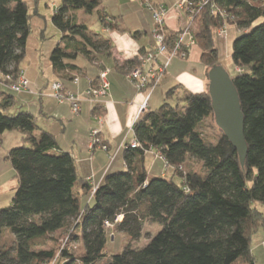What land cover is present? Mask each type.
<instances>
[{
    "label": "trees",
    "instance_id": "obj_1",
    "mask_svg": "<svg viewBox=\"0 0 264 264\" xmlns=\"http://www.w3.org/2000/svg\"><path fill=\"white\" fill-rule=\"evenodd\" d=\"M100 4L101 0H59L53 7L51 23L61 39L49 62L57 77L66 79V72L76 71L70 62L77 58L95 64L100 56L111 55L112 43L77 21L79 11L96 12L104 29L124 33L116 18L99 10ZM212 5L225 19L211 15ZM33 16L39 13L35 7L30 11L26 0H0V74L21 70ZM195 16L196 47L208 71L219 66L217 30L224 23L248 30L231 45V60L239 71L231 81L244 115L248 149L244 165L219 128L214 140L204 137L206 121L216 128L207 91L183 90L182 108L164 103L139 116L133 131L140 147L128 145L123 153L128 169L107 174L93 192L78 176L74 158L57 152L55 136L41 130L29 111L11 113L15 97L0 92V142L4 132L17 130L28 143L6 155L18 185L11 205L0 209V237L5 230L13 237L8 235L9 244L0 243V264H255L251 236L264 225V215L254 206L264 205V0H213ZM180 88L165 96L176 95ZM92 111L93 116L102 115L97 104ZM151 150L162 154L173 169L171 176L149 179L143 165H131L133 158ZM190 162L200 163V168L195 170ZM148 222L161 230L143 248H136L133 243L141 239ZM105 223L115 224L112 229L127 238L122 252L108 260L104 249L111 230ZM65 229L73 242L79 241L77 257L67 247L34 250Z\"/></svg>",
    "mask_w": 264,
    "mask_h": 264
},
{
    "label": "crops",
    "instance_id": "obj_2",
    "mask_svg": "<svg viewBox=\"0 0 264 264\" xmlns=\"http://www.w3.org/2000/svg\"><path fill=\"white\" fill-rule=\"evenodd\" d=\"M111 1L113 0H101L99 10H104L110 18H116L119 21V25L124 29V33L116 30H106L101 25V31L108 34V37L102 36L112 43L110 56L104 55L106 58H98V62L95 64L88 63L83 57L77 58L75 61L70 62V64L77 67V70L66 72L64 76L66 79L57 77L49 62V68L54 79L52 83L60 82L66 92L72 93L83 100L80 105V112L77 115L73 114L68 102H59L57 105L51 100L40 102L43 97L54 99L53 93L48 91V87L52 83H47L40 89L33 88L34 91L42 93L39 94V100H37L36 113L38 116L33 114L35 117L37 116L36 124L38 118H43L46 122L52 119L55 123H58L59 129L56 132L41 130L55 136L56 145L58 146L57 152L68 153L74 158L78 176L88 183L91 190L96 189L107 174L128 169L123 153L129 142L134 139L133 126L138 121V116H140L139 108L145 104L146 109L144 112L154 111L153 109L155 108L150 107L149 103L152 95L159 88L161 92L167 93L175 87H181L178 92L184 90L194 94L205 93V88L207 89L208 84V70L200 61L201 52L199 50L197 54L193 51V48L186 59L175 58L170 61V66L164 73L160 86L149 91V93L137 92L125 74L131 69L129 62L134 64L136 57L145 53L153 45V18L148 10H141L140 7L135 12L123 14L121 11L123 9L121 0H116L115 5L119 8L120 13H114L113 8L115 6H110L109 2ZM150 1L153 6L159 5L167 10L164 26L166 37L176 34L187 24L185 17L177 10L179 0ZM134 2L130 0V6L136 5ZM81 14L84 13L82 12ZM127 16L131 17L129 24L126 19ZM135 32H140V34L134 39L131 34ZM197 64L200 67L198 72L195 68ZM103 72L106 73L110 88L107 95L103 100L98 101L97 105L102 111V115L98 116L103 119H101L102 123L99 124V133L103 144L108 147L106 153L96 148L91 149L89 136L91 131L97 127L95 122H92V118L95 116H93L92 111L95 104L86 99L85 95L83 96L84 92L97 83L98 75ZM29 81L33 85V81ZM25 94L17 95H24V101L27 100L28 102H30L32 97H35L28 92ZM28 105L32 106L33 104L28 103ZM49 105L51 106L50 108L48 107ZM45 109L52 110L50 111L52 113H44ZM146 161L150 164L149 168ZM131 163L133 167L143 165L149 179H152V177H169L173 171L171 168L165 169V164H162L163 162L155 156V153H147L143 157L133 158ZM187 165L184 167L185 169ZM82 201L87 203L88 197ZM256 208L264 215V205L256 206ZM251 238L250 250L255 264H264V225L260 226Z\"/></svg>",
    "mask_w": 264,
    "mask_h": 264
},
{
    "label": "rangeland",
    "instance_id": "obj_3",
    "mask_svg": "<svg viewBox=\"0 0 264 264\" xmlns=\"http://www.w3.org/2000/svg\"><path fill=\"white\" fill-rule=\"evenodd\" d=\"M26 1L28 2L30 11L35 7L37 9V12L39 13V16H33V18L30 21L31 23L30 33H29L30 36L26 42V53L24 56L25 58H24V61L20 64V68L22 69L20 71L25 73L26 78L33 81L32 83L33 85H31L29 81L30 86H29L28 93H31V96H35V97H32L30 102H28L27 100L24 101L23 99L25 97L24 95L19 96L3 88H0V92H5L15 97L16 105H15V108L11 111V113L15 114L16 112L21 111V110L22 111L28 110L30 113L38 116V114L36 113V109H37L36 107L38 105L37 100H39V94H42V93H39L36 90L34 91L33 88L40 89V88H43L45 85H47V83L50 84L54 81L53 75L50 71L51 69L49 68V54L56 47V44L60 41L61 33H59V31L53 26V24L51 23V18L54 14L53 7L59 6V0H37V4L29 0H26ZM121 2H122L121 5H123V9L121 10L123 14H130L131 12H135L138 7H140L141 10H144V11L148 10V8L145 7V4L141 0H136L134 2L136 3V5L134 4L131 6L129 3L130 0H121ZM109 3H110V6H115L116 0H113ZM113 9H114L113 10L114 13H120V10L118 7L115 6ZM81 13L82 12L79 11V14L77 13L76 15L77 21L84 23L87 26V28L91 30L92 32L108 37V34H105L104 32L101 31V24L99 23L97 19L96 12L89 14V15L81 14ZM130 18H131L130 16L126 17L128 24H129ZM262 20L263 19H260L256 23H254L253 27L257 26L260 22H262ZM225 26L227 27V30L223 36L219 37L217 36V33H215V45H216V48L219 50V56H218L219 66L223 69V71H225L229 75L230 79H233L238 76L239 71L235 68L233 61L231 60V51H232L231 45L238 36L243 35L248 30L238 31L233 26H227V25ZM195 47L193 51H195V53L198 54L199 49ZM99 58L100 59L106 58V56L102 55ZM195 68L197 72L200 70V67L198 66V64L196 65ZM208 69L209 68H207V70ZM1 78L2 77L0 76V86L4 84ZM55 83H58V82H55ZM52 84H50L48 87V91L50 92H52L50 90ZM208 86H209V83L207 84V89L205 88V91H208ZM85 93L86 92L83 93V96L85 95ZM165 93L166 92H161L159 88L152 95L149 105L150 107L155 108L153 109L154 111L158 110L159 107H161V105H163L164 103L169 105L170 107L172 106L173 107L178 106L180 108L183 107L184 91L177 92L176 95H171V97L169 98L165 96ZM48 100L53 101L55 105L58 104V101L54 99H49L47 97H43L42 100H40V102L48 101ZM80 100L83 101L81 98ZM28 103H30L31 105L33 104V105L30 106L28 105ZM48 107L50 108L51 106L49 105ZM50 111L52 110L45 109L44 113L45 112L48 114L52 113ZM97 118L98 116H94L92 118L93 120L92 119L91 120L92 122H95L97 126L94 129L99 131L100 123L97 121ZM99 118L102 119L101 117ZM37 124L40 129L47 130V131L56 132L59 129L58 123H55L52 119H49V121L46 122L43 118H38ZM211 125L212 124L210 121H206L204 123V127L202 130L204 137H208L209 139L215 138L217 134V128ZM90 136H91V133H90ZM100 141L101 143H103L101 139ZM27 145L28 143L23 141V136L17 130L16 131H6L2 135L1 142H0V209H7L11 205L10 203L14 196V191L18 185V181H16V178H15V172L14 170H12V167L10 165L9 160L6 158V155L8 151L11 149H16V147H19V146L27 147ZM96 149H99L106 153V151L100 146L96 147ZM157 158L159 159V157ZM146 164H147V167L149 168V165H150L149 162L146 161ZM190 166L194 168L195 170H198L200 168V163L192 162ZM164 168H165V165H164ZM170 168L171 167H168L166 169H170ZM254 206L260 207L262 206V204L255 203ZM109 230H111L110 238L107 239L106 244H105L106 246L104 249L105 256H107L106 260L111 258L112 255L120 254L127 243L126 236H124L123 234L116 233V231H114L112 228H110ZM160 230H161V227L158 224L153 225L149 222L146 223L143 227V231H142L143 234H142L141 239L133 243L134 246L136 248H143L144 245L147 244L149 238L155 236V234H157ZM69 232L70 231L65 229L64 231L54 233L52 235L53 241H48L43 247H35L34 250L40 251L43 249L45 250L55 249L56 251H58V250H61L67 247L70 250V252L73 255H75V257H77L81 253V249H80L81 246L79 244V241L73 242L70 239L68 235ZM9 234L10 232L5 230V232L0 237L1 244H9L10 239L13 238L11 234H10V237H11L10 238L8 236Z\"/></svg>",
    "mask_w": 264,
    "mask_h": 264
},
{
    "label": "built area",
    "instance_id": "obj_4",
    "mask_svg": "<svg viewBox=\"0 0 264 264\" xmlns=\"http://www.w3.org/2000/svg\"><path fill=\"white\" fill-rule=\"evenodd\" d=\"M134 2L135 0H131ZM145 7L148 8L152 15L154 22V30L152 31L153 45L147 49L143 54L136 57L135 65L131 67L129 71L126 72V77L129 82L134 86L137 92H147L156 89L160 86L161 79L165 75L167 68L170 66V61L172 59H185L188 57L189 53L196 46L195 35V15L198 11L206 5L207 3H212L213 0H179L177 4V10L181 12L183 17L186 18L187 24L178 31L174 37L170 40H166L165 36V15L167 10L159 5L153 6L148 0H141ZM219 15L221 19H225V15L218 12L215 5H212L211 15ZM224 23L220 29L217 30V36H223L227 30ZM1 80L4 82L2 87L7 91L15 94H25L29 90V80H27L25 73L19 71L17 74H0ZM97 83L92 86L85 93V98L90 100L94 104H98L99 100L107 95L109 90V83L107 81L106 73H100L98 75ZM53 93V98L58 101V103L68 102L70 105L71 112L73 114H78L80 111L81 100L78 96L72 93L65 92L60 83H54L50 89ZM30 92V91H29ZM139 115L145 111V104L139 108ZM139 117V116H138ZM97 121L101 124L102 121L98 117ZM129 147L131 149L139 148V144L135 139L129 142ZM91 149H95L100 146L105 151L108 149L107 145L101 143L100 133L98 130L94 129L91 131L90 136ZM148 153H155L156 157H159L165 164V169L168 168V164L164 161L162 154L154 150ZM181 171V168L178 169ZM96 189L93 190L95 192ZM121 217L115 219V224L120 222ZM115 224L105 223L107 229L113 228Z\"/></svg>",
    "mask_w": 264,
    "mask_h": 264
},
{
    "label": "water",
    "instance_id": "obj_5",
    "mask_svg": "<svg viewBox=\"0 0 264 264\" xmlns=\"http://www.w3.org/2000/svg\"><path fill=\"white\" fill-rule=\"evenodd\" d=\"M208 91L216 128L237 151L241 166L245 163L247 145L244 138V115L238 93L229 75L220 66L208 71Z\"/></svg>",
    "mask_w": 264,
    "mask_h": 264
}]
</instances>
